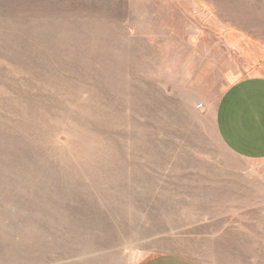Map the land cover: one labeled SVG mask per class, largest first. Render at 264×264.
I'll return each mask as SVG.
<instances>
[{
	"label": "rangeland",
	"instance_id": "1",
	"mask_svg": "<svg viewBox=\"0 0 264 264\" xmlns=\"http://www.w3.org/2000/svg\"><path fill=\"white\" fill-rule=\"evenodd\" d=\"M250 79L264 0H0V264H264L215 124Z\"/></svg>",
	"mask_w": 264,
	"mask_h": 264
},
{
	"label": "crops",
	"instance_id": "2",
	"mask_svg": "<svg viewBox=\"0 0 264 264\" xmlns=\"http://www.w3.org/2000/svg\"><path fill=\"white\" fill-rule=\"evenodd\" d=\"M218 104L216 131L235 157L264 160V79H250L231 87ZM146 264H197L181 255L155 256Z\"/></svg>",
	"mask_w": 264,
	"mask_h": 264
}]
</instances>
